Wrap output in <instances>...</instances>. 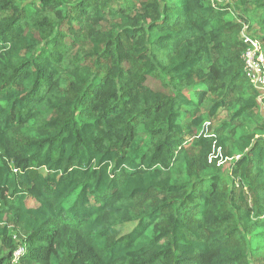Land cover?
I'll list each match as a JSON object with an SVG mask.
<instances>
[{"label":"trees","instance_id":"16d2710c","mask_svg":"<svg viewBox=\"0 0 264 264\" xmlns=\"http://www.w3.org/2000/svg\"><path fill=\"white\" fill-rule=\"evenodd\" d=\"M229 15L262 34L264 0H0V264H264Z\"/></svg>","mask_w":264,"mask_h":264},{"label":"built area","instance_id":"2783aa9c","mask_svg":"<svg viewBox=\"0 0 264 264\" xmlns=\"http://www.w3.org/2000/svg\"><path fill=\"white\" fill-rule=\"evenodd\" d=\"M242 29L241 37L246 48L242 54L243 75L252 87L264 94V48L260 42L246 35ZM22 251L15 253L17 257Z\"/></svg>","mask_w":264,"mask_h":264},{"label":"rangeland","instance_id":"374dc122","mask_svg":"<svg viewBox=\"0 0 264 264\" xmlns=\"http://www.w3.org/2000/svg\"><path fill=\"white\" fill-rule=\"evenodd\" d=\"M210 3H211V5H213V0H210ZM242 18V17H241ZM246 18V17H245ZM228 20H230V21H235V22H237L238 24H240L241 25V30H240V32H239V39L242 41V37H241V32H242V29H244L243 31H245V33H246V35H248L249 37H251L252 39H254V40H257L258 39V37H260V36H263L264 35V30L262 31V32H260V33H262L261 35H259V36H257V35H254V33L253 32H251V31H249L248 32V23H246V21H244V22H242V21H240L238 18H236L235 16H231V15H229L228 16V18H227ZM255 19V18H254ZM247 21H252V22H250V23H252V24H254V25H256V22L255 21H258L257 19H255V21H253L252 20V18L251 17H247ZM259 33V34H260ZM241 57H242V55H241ZM242 71H243V69H242ZM146 86H148L149 88H151L152 90H154V91H160V88H161V85L159 84V82L157 81V80H155V79H151V78H148L147 80H146ZM257 99H258V106H259V109H260V112H261V115L262 116H264V105H263V99H264V94L263 93H259V95H258V97H257ZM202 111V113H205V110H201ZM219 119H220V121L218 122V123H211V126H210V130L209 131H211V130H213L214 131V129L216 128V126H219L220 124H222V122L223 121H225V120H227L228 119V113H227V111H221L220 112V114H219ZM209 124V121H205L204 122V125H208ZM247 130V129H246ZM208 131V132H209ZM245 131V130H244ZM201 132H202V130H200L199 132H198V134H201ZM214 133V132H213ZM255 138H259V135H257V136H255ZM262 138H264V135L262 136ZM145 141H146V143H148L149 141H148V138H146L145 139ZM235 156L236 157H238V155H236L235 154ZM247 193H249V192H247ZM136 225V223H135V221H134V223H129V224H126V225H124L123 226V228H122V230H123V233L122 234H126V233H128V232H130L131 230H132V228L134 227ZM12 230V232L15 234V235H19L20 237H23V234H24V232H21V230H20V228H18V227H16V228H12L11 229ZM259 244V246H261V247H263L264 246V243L262 242V241H259L258 242ZM255 247H257V246H253L252 245V248H251V250H252V255H254V249H255ZM255 256H257V257H264V250H262V251H256L255 252Z\"/></svg>","mask_w":264,"mask_h":264}]
</instances>
